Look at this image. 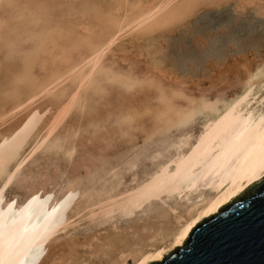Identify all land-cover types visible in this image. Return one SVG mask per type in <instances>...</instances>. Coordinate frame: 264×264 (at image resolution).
<instances>
[{
	"label": "bare ground",
	"instance_id": "obj_1",
	"mask_svg": "<svg viewBox=\"0 0 264 264\" xmlns=\"http://www.w3.org/2000/svg\"><path fill=\"white\" fill-rule=\"evenodd\" d=\"M228 1L0 0V264L160 262L264 177V55L209 86L148 60Z\"/></svg>",
	"mask_w": 264,
	"mask_h": 264
},
{
	"label": "rangeland",
	"instance_id": "obj_2",
	"mask_svg": "<svg viewBox=\"0 0 264 264\" xmlns=\"http://www.w3.org/2000/svg\"><path fill=\"white\" fill-rule=\"evenodd\" d=\"M109 0H97L96 4ZM162 55H150L155 67L189 84L209 86L223 81L236 61L264 55V13L260 5L242 0L205 7L174 26L160 41ZM127 46V45H126ZM126 50L125 55L136 57ZM158 53V52H157Z\"/></svg>",
	"mask_w": 264,
	"mask_h": 264
},
{
	"label": "water",
	"instance_id": "obj_3",
	"mask_svg": "<svg viewBox=\"0 0 264 264\" xmlns=\"http://www.w3.org/2000/svg\"><path fill=\"white\" fill-rule=\"evenodd\" d=\"M149 264H264V177Z\"/></svg>",
	"mask_w": 264,
	"mask_h": 264
}]
</instances>
